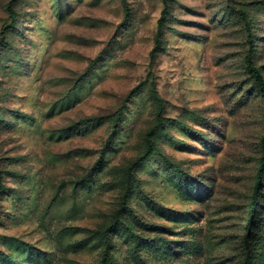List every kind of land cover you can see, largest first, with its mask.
<instances>
[{
	"label": "rangeland",
	"instance_id": "1",
	"mask_svg": "<svg viewBox=\"0 0 264 264\" xmlns=\"http://www.w3.org/2000/svg\"><path fill=\"white\" fill-rule=\"evenodd\" d=\"M171 1L0 0V264H264V0Z\"/></svg>",
	"mask_w": 264,
	"mask_h": 264
},
{
	"label": "trees",
	"instance_id": "2",
	"mask_svg": "<svg viewBox=\"0 0 264 264\" xmlns=\"http://www.w3.org/2000/svg\"><path fill=\"white\" fill-rule=\"evenodd\" d=\"M15 0H10L9 2V12L12 15H14V11H13V4H14ZM172 1L171 0H162L163 3V10L161 13V17L158 20V28H157V32L155 35V39H154V47L150 52V58L151 60H154L157 56V53L161 52L163 50V29H164V25L165 22L167 20V18L169 17L170 13H171V7H170V3ZM241 18L243 20V22L246 24L247 26V30L249 31L248 28V18L246 13H244L243 11L240 12ZM13 17V16H12ZM246 64H247V70L248 73L251 75V77L253 78L258 90L260 91V93L264 96V78L262 76V74L260 73V70L254 66L252 58L250 56H247L246 58ZM159 108L161 109L162 105H161V101L158 99V97H156V95L154 96ZM162 127V122H159L156 126L152 127L146 134V138H145V145H144V154L137 158L131 165L129 170L131 171L132 169H134L138 164H140L141 162L145 161L147 159V157H149L151 155V153L156 150V144H155V139L156 137L159 135L160 133V129ZM262 151H263V156H262V161H264V135L262 138ZM164 162L166 164H168V159L164 158ZM261 183V177H258L256 180V186H255V192L258 191V188L260 186ZM4 191V186L2 184V172L0 171V194H3ZM251 211L249 212V217L251 218L254 214V207L255 204H253ZM121 208H123V206H121ZM125 208V207H124ZM123 208V209H124ZM251 220V219H250ZM117 226V220L112 223L108 228L104 229L103 231H98L95 232L94 235L95 236H100L101 238H106L108 236V233H110V231H112L115 227ZM249 232H250V228L247 227V234L244 237V243H245V249L248 252L249 251V243H248V237H249ZM247 264L249 263V260L247 259Z\"/></svg>",
	"mask_w": 264,
	"mask_h": 264
}]
</instances>
